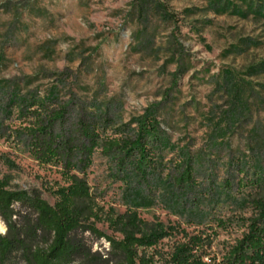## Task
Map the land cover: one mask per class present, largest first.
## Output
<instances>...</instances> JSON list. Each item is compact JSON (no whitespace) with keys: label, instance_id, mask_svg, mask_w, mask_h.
<instances>
[{"label":"rangeland","instance_id":"rangeland-1","mask_svg":"<svg viewBox=\"0 0 264 264\" xmlns=\"http://www.w3.org/2000/svg\"><path fill=\"white\" fill-rule=\"evenodd\" d=\"M209 1L153 0L140 16L137 0H0V80L24 88L23 94L39 91L41 98L57 89L59 103L70 105L69 124L109 119V136L129 135L136 125L123 127L156 108L169 142L159 150V170L164 177L172 173L182 149L188 150L197 160V193L185 199V215L157 197L152 208L137 210L139 218L209 237L205 261L227 264L256 215L243 202L264 197V18L218 15ZM10 124L19 126L17 115ZM12 132L0 139V179L10 176L12 190L41 191L53 206L46 188L63 185L59 169L40 167L17 147ZM113 169L97 149L79 176L102 214L112 209L124 215L135 209ZM227 182L230 188L222 190ZM194 198L203 200L202 225L189 215ZM91 222L107 237L123 239L106 221ZM6 231L0 219V233ZM183 236L166 238L149 252L167 256ZM79 237L106 258V239Z\"/></svg>","mask_w":264,"mask_h":264},{"label":"trees","instance_id":"trees-1","mask_svg":"<svg viewBox=\"0 0 264 264\" xmlns=\"http://www.w3.org/2000/svg\"><path fill=\"white\" fill-rule=\"evenodd\" d=\"M140 16L149 11L153 0H137ZM210 0L218 15L231 13L240 17L248 14L264 18V0ZM157 10L161 6L156 4ZM165 17L170 18L164 12ZM31 82H28L27 86ZM12 89V90H11ZM7 80H0V139L6 132L17 147L23 148L43 168H57L63 185L47 187L56 202L52 206L41 191L12 190L10 176L0 179V219L7 231L0 233V264H213L205 261L206 242L203 235L188 236L176 227L162 223L149 225L139 218L138 209H150L156 199L168 203L174 213L185 215V199L197 193V160L182 149L183 157L173 172L163 176L161 147L168 149L166 133L157 121V109L149 108L142 118L125 125L129 135H107L110 120L94 117L69 124V104L59 103L57 89L41 98L39 91H27ZM17 115L19 126L7 125L8 118ZM10 140V137H8ZM97 149L114 165L127 185L129 201L134 211L117 215L110 209L105 215L96 202L88 183L80 178L92 162ZM9 169L16 165L8 157L2 158ZM154 182L152 184L151 182ZM230 188L227 182L222 188ZM203 201V200H202ZM202 201L193 199L189 211L194 222L204 224ZM249 201L256 211L250 220L248 233L231 250L227 264H264V197ZM20 206L24 211L16 210ZM94 221H106L123 236L122 240L107 237ZM90 234L106 239L110 250L106 258L93 253L80 235ZM182 233L184 241L172 253L164 256L149 250L169 237Z\"/></svg>","mask_w":264,"mask_h":264}]
</instances>
